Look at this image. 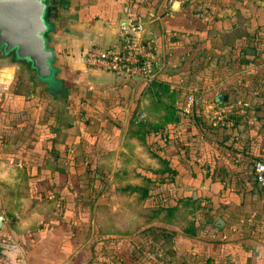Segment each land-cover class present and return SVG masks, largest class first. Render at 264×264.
Listing matches in <instances>:
<instances>
[{"label":"crops","instance_id":"0c3cea01","mask_svg":"<svg viewBox=\"0 0 264 264\" xmlns=\"http://www.w3.org/2000/svg\"><path fill=\"white\" fill-rule=\"evenodd\" d=\"M55 1L47 45L61 88L0 49L4 252L26 264H264V186L253 172V160L264 161V80L253 79L264 71V0H130V14L121 0ZM126 15L154 42L150 86L84 61L90 45L118 43ZM57 91L76 94L74 113L99 126H66L55 115L47 124ZM232 91L244 97L239 129L213 135L183 120ZM159 101L178 118L153 143L142 132L165 113ZM169 166L186 171L178 184L152 180L159 175L149 170ZM91 180L98 193L89 205ZM119 182L142 206L109 200L123 195Z\"/></svg>","mask_w":264,"mask_h":264},{"label":"trees","instance_id":"16d2710c","mask_svg":"<svg viewBox=\"0 0 264 264\" xmlns=\"http://www.w3.org/2000/svg\"><path fill=\"white\" fill-rule=\"evenodd\" d=\"M131 8H132V3L131 1L129 2V14L131 13ZM132 16V15H131ZM133 19L135 21H137L135 16H132ZM258 78L264 80V71L262 72V74L254 75L253 79L258 82ZM64 82V81H63ZM153 82V81H152ZM152 82H145L143 81V83L145 85H149L152 84ZM160 87V86H159ZM258 88L262 89L261 87L257 86ZM60 90V89H59ZM53 94H55L57 96V106H48L46 104L45 110L47 111V115H43V119L45 118V121L47 124H49V122L52 123V117L53 115H55V117H57L58 122L62 121L63 123L66 124V126H76V125H82L85 127H95V126H99V119L93 116H89L88 118H83V114L84 111H82L81 109V114L80 113H74V104L76 102V94H73L72 92H69V95H63L61 94L60 91L57 92H52ZM205 99H207L206 97H204ZM243 99L244 97L242 95H240L239 93H237L236 91H232L229 94V98L226 100H222V101H217L216 99H214L213 97H211V100H206L203 103H201L202 105L198 104L197 106H193V110H192V114L188 115V116H184L183 120L193 126H197L199 127L202 131H209L212 133H216L213 135H222L227 133L225 130L228 127H235L236 129H239V127H241L242 125V114L240 113L241 109H242V104H243ZM212 103H232L233 104V108L227 112L222 118H215L211 115L209 108L211 106ZM256 103V102H255ZM56 104V103H55ZM159 104H164V108H165V113L162 114L161 118L159 119V122L154 123V124H150V125H146L145 129L143 130L142 134L144 135V139L146 135L152 134L154 136V138L152 139L153 143H158L160 140L162 139V133L164 130V124L166 122H173L175 120H177L178 115L175 113V106L172 102H166L163 103L162 101H159ZM79 110V111H80ZM51 117V119L49 118ZM216 120H214V119ZM230 122V124H228ZM98 125H97V124ZM61 124V123H58ZM121 124V123H120ZM119 125V124H117ZM120 127V125H119ZM218 131V132H216ZM229 133V132H228ZM233 137H231L230 142L233 141L234 139V134L232 135ZM233 138V139H232ZM227 140H224L223 142H226ZM225 145H228L227 143H224ZM61 152V151H60ZM257 161H262L264 162L262 159H255L253 160V172H254V178L256 180L257 183H259L260 185L264 186V181H262L259 178V172L256 169V162ZM59 171H62V169L60 167ZM198 168L200 169V167L195 168L196 172H198ZM168 171L166 172H162L161 173H156L155 171L149 170L148 172H151L153 175L158 174L159 176L155 175L156 177L152 180H154L158 185H162V183L166 184V182L163 181V178L165 175H170L173 179L175 177V175L177 174V172L180 173H185L186 171L183 168H179L180 170H177L176 168L172 167H167L166 168ZM183 169V170H182ZM91 168L88 170L90 171ZM177 170V171H176ZM208 174V173H207ZM162 177V178H160ZM162 179V181H161ZM263 179H264V172H263ZM175 180V179H174ZM93 181H90V185H91V193L89 194V199H88V204L92 205L98 191L93 190ZM173 184H178L179 182L175 181H171ZM99 186H101V184H99ZM147 191H149L147 188H142V192L143 193H147ZM70 202L69 198L66 197H59L58 199V203L60 206H64L66 203ZM80 202V201H78ZM154 205H158V206H163V203L161 202V197L159 200L154 201ZM167 206H172V205H167Z\"/></svg>","mask_w":264,"mask_h":264},{"label":"water","instance_id":"95a60500","mask_svg":"<svg viewBox=\"0 0 264 264\" xmlns=\"http://www.w3.org/2000/svg\"><path fill=\"white\" fill-rule=\"evenodd\" d=\"M56 8L55 0H0V49L28 61L43 81L51 80L56 73L51 64L54 54L47 45V32L52 26L49 15ZM2 219L0 215V228Z\"/></svg>","mask_w":264,"mask_h":264},{"label":"built area","instance_id":"2783aa9c","mask_svg":"<svg viewBox=\"0 0 264 264\" xmlns=\"http://www.w3.org/2000/svg\"><path fill=\"white\" fill-rule=\"evenodd\" d=\"M121 1L123 11L128 13L130 0ZM143 31L144 26L141 22L135 21L131 15H126L125 23L120 28L118 43L90 45L84 53V61L89 66L99 67L119 76L152 82L157 64L155 45L152 39L144 36ZM232 108V103H215L210 106L209 111L213 117L222 118ZM256 169L259 172V178L264 181V162L257 161ZM0 264L26 263L10 258L0 244Z\"/></svg>","mask_w":264,"mask_h":264},{"label":"rangeland","instance_id":"374dc122","mask_svg":"<svg viewBox=\"0 0 264 264\" xmlns=\"http://www.w3.org/2000/svg\"><path fill=\"white\" fill-rule=\"evenodd\" d=\"M49 81H51V82H48V84L50 85H55L56 86V88H61V85H62V82H61V79H58L57 77H54V78H52L51 80H49ZM215 103H212L211 105H214ZM212 119H214V118H212ZM214 120H216V119H214ZM120 185H122L120 182H119V184L116 186V190L117 189H119V187H120ZM120 189L121 190H119V191H121V192H123V195L120 197V196H115V195H113L112 193V195L111 196H109V200H111L115 205H116V203H117V201H119V200H123V202L124 201H126L127 203H125L124 205L125 206H131L132 204H134V205H138L139 207L140 206H142V204L140 203V201H138V202H136V204H135V196H130L129 195V192H127V191H125V190H123L121 187H120ZM120 197V198H119ZM127 217H129V215H126V218ZM142 221L143 220H145L146 219V216L145 215H142V217L140 218ZM187 219H188V217H185L184 219H182V222L184 223H186L187 222ZM123 221H127L126 219H125V216L123 217Z\"/></svg>","mask_w":264,"mask_h":264}]
</instances>
